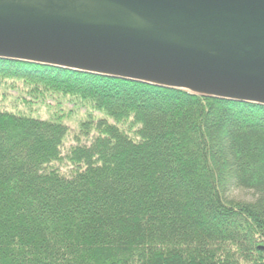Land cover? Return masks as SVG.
<instances>
[{
    "label": "trees",
    "instance_id": "16d2710c",
    "mask_svg": "<svg viewBox=\"0 0 264 264\" xmlns=\"http://www.w3.org/2000/svg\"><path fill=\"white\" fill-rule=\"evenodd\" d=\"M0 86L53 110H0V264H264L263 104L7 58ZM66 103L113 122L62 153Z\"/></svg>",
    "mask_w": 264,
    "mask_h": 264
},
{
    "label": "water",
    "instance_id": "95a60500",
    "mask_svg": "<svg viewBox=\"0 0 264 264\" xmlns=\"http://www.w3.org/2000/svg\"><path fill=\"white\" fill-rule=\"evenodd\" d=\"M0 58L264 105V0H0Z\"/></svg>",
    "mask_w": 264,
    "mask_h": 264
},
{
    "label": "rangeland",
    "instance_id": "374dc122",
    "mask_svg": "<svg viewBox=\"0 0 264 264\" xmlns=\"http://www.w3.org/2000/svg\"><path fill=\"white\" fill-rule=\"evenodd\" d=\"M4 92L7 93V95H5ZM16 96H18V94L15 91L13 90L6 91L0 86V110L12 111L15 113L24 114L31 117H36L39 119H48L52 116L53 114L51 113L52 109L51 108L49 109L46 103H43L42 101L28 102L26 104H23L21 102L16 103L14 99V97ZM48 103L49 105L52 104V102H48ZM64 106L68 109H71V112L66 113V110H63L62 112L64 113L62 122L68 126V133L61 147L62 153L65 152V148L67 146L75 142L74 139L75 135L77 134L82 135L80 134V129L82 128L83 123L89 121L95 122L98 119H106L110 123L113 122L112 119H110L105 114L96 111H89V108L87 107L72 106L70 103H66L64 104ZM89 112L92 113L91 116L88 115ZM88 138L89 137L87 138L82 137L81 140L87 142L89 140ZM55 165L58 168H60L61 171H65V169L68 167L65 163H59ZM227 195L230 198H234L236 200H245V201H250L254 197L253 192L250 190H241L235 188H231L228 191Z\"/></svg>",
    "mask_w": 264,
    "mask_h": 264
}]
</instances>
